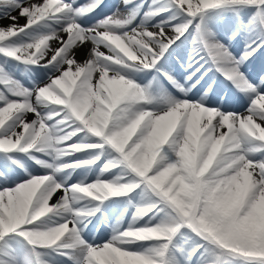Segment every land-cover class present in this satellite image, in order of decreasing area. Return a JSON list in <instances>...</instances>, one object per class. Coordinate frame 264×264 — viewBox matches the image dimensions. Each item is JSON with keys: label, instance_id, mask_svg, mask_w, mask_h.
I'll list each match as a JSON object with an SVG mask.
<instances>
[{"label": "snow or ice", "instance_id": "snow-or-ice-1", "mask_svg": "<svg viewBox=\"0 0 264 264\" xmlns=\"http://www.w3.org/2000/svg\"><path fill=\"white\" fill-rule=\"evenodd\" d=\"M106 7L0 0V264H264V75L245 70L264 51V0ZM33 70L47 79L19 78ZM213 71L242 112L201 84ZM76 169L98 174L73 183ZM112 198L134 214L91 241Z\"/></svg>", "mask_w": 264, "mask_h": 264}, {"label": "bare ground", "instance_id": "bare-ground-1", "mask_svg": "<svg viewBox=\"0 0 264 264\" xmlns=\"http://www.w3.org/2000/svg\"><path fill=\"white\" fill-rule=\"evenodd\" d=\"M26 21H25V19L24 18H20V20H19V23L20 24H24ZM12 23V21H10V20H7V19H4V20H0V25H3V26H7V25H9V24H11ZM214 30H216V29H214ZM222 32V31H221ZM219 33L221 36H223V33ZM86 56H87V49L86 48H80V49H78L77 50V57H78V59H80V60H83V59H85L86 58ZM22 69V68H21ZM23 71H20L19 72V77L22 79V76H21V73H22ZM36 73H38V74H36ZM32 77H37L39 80H45V79H47V76L44 74V72L42 71V70H38V71H36V72H34L33 73V75L31 74V76H28V77H24V83L25 84H31L32 82H33V79H32ZM253 77H254V75H253ZM44 173V170H42L40 173H35V174H43ZM55 199V198H54ZM71 227V226H70ZM93 236V235H92ZM91 241H94V242H96V240H91Z\"/></svg>", "mask_w": 264, "mask_h": 264}, {"label": "rangeland", "instance_id": "rangeland-1", "mask_svg": "<svg viewBox=\"0 0 264 264\" xmlns=\"http://www.w3.org/2000/svg\"><path fill=\"white\" fill-rule=\"evenodd\" d=\"M87 155V153L86 152H84V153H81L80 155H78V157H80V158H83V157H85ZM126 199L127 198H123L122 200H120V202L118 203V205H117V210H116V216H119V218L123 215V213L125 212V207H126V204H125V201H126ZM132 215H131V217H130V219L128 220V222H130V220H131V218H132V216H133V214H134V210L132 209Z\"/></svg>", "mask_w": 264, "mask_h": 264}]
</instances>
